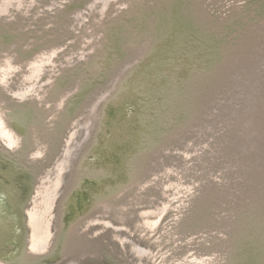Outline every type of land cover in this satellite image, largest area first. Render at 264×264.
I'll return each instance as SVG.
<instances>
[{
	"label": "rangeland",
	"instance_id": "374dc122",
	"mask_svg": "<svg viewBox=\"0 0 264 264\" xmlns=\"http://www.w3.org/2000/svg\"><path fill=\"white\" fill-rule=\"evenodd\" d=\"M0 192L1 264H264V0H0Z\"/></svg>",
	"mask_w": 264,
	"mask_h": 264
},
{
	"label": "bare ground",
	"instance_id": "6f19581e",
	"mask_svg": "<svg viewBox=\"0 0 264 264\" xmlns=\"http://www.w3.org/2000/svg\"><path fill=\"white\" fill-rule=\"evenodd\" d=\"M1 193V192H0ZM85 194V193H84ZM87 195H82V199H80V198H78V199H71L70 200V204L72 205V206H78V204H82V205H84V202H85V200L87 199ZM108 203H109V201H104V202H102V206H107L108 205ZM67 204V203H66ZM4 215H6V216H10V212H9V210H8V202L6 201V199L4 198V195L3 194H0V222H2L3 221V217H4ZM47 234V233H46ZM46 236V235H45ZM48 237V236H47ZM46 237V238H47ZM18 255V254H17ZM20 257H21V255H20ZM3 261L2 260H0V264L2 263Z\"/></svg>",
	"mask_w": 264,
	"mask_h": 264
}]
</instances>
